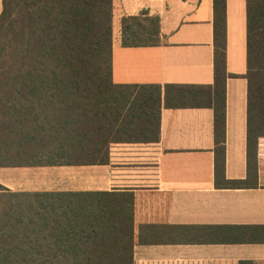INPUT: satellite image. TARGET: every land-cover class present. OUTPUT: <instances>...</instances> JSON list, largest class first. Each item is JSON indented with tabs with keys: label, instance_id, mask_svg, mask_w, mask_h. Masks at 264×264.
Listing matches in <instances>:
<instances>
[{
	"label": "crops",
	"instance_id": "crops-1",
	"mask_svg": "<svg viewBox=\"0 0 264 264\" xmlns=\"http://www.w3.org/2000/svg\"><path fill=\"white\" fill-rule=\"evenodd\" d=\"M111 3V82L129 87L115 88L121 100H110L104 132L87 142L80 129L61 141L52 137L34 158L0 166V184L62 193L53 198L62 200L67 220L78 221L93 192L131 191L133 264H264V136L257 139L256 176L246 175V1L224 0L223 175L245 180L240 186L214 181L212 109L163 101L165 84L213 83V0ZM126 16L157 17L152 45L121 44ZM65 112L63 119L73 117ZM57 114L45 117L55 122ZM152 129L158 138L149 142ZM106 139L108 160L86 162Z\"/></svg>",
	"mask_w": 264,
	"mask_h": 264
},
{
	"label": "trees",
	"instance_id": "trees-1",
	"mask_svg": "<svg viewBox=\"0 0 264 264\" xmlns=\"http://www.w3.org/2000/svg\"><path fill=\"white\" fill-rule=\"evenodd\" d=\"M245 1L246 175L255 178L257 139L264 136V0ZM224 11V0H213V83L165 84L163 101L212 109L214 181L240 186L245 180L223 175ZM111 20V0H1L0 166L34 158L52 137L61 141L80 129L87 142L104 132L110 100H121L115 88L129 87L111 82ZM157 32L155 16L121 19L123 46L152 45ZM52 109L55 122L45 117ZM63 110L73 117L63 119ZM150 131L148 141H156L158 130ZM103 147L86 162L105 163L107 139ZM61 194L0 184V264H133L131 191L93 192L81 221L65 218L62 200L53 198Z\"/></svg>",
	"mask_w": 264,
	"mask_h": 264
}]
</instances>
